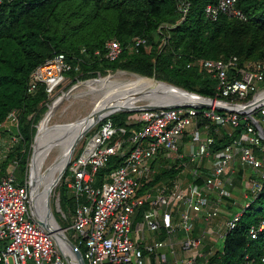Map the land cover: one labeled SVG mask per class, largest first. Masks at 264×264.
Here are the masks:
<instances>
[{"label": "built area", "instance_id": "2783aa9c", "mask_svg": "<svg viewBox=\"0 0 264 264\" xmlns=\"http://www.w3.org/2000/svg\"><path fill=\"white\" fill-rule=\"evenodd\" d=\"M234 2L206 3L203 12L211 19L218 13L242 17ZM178 4L183 17L186 6L183 0ZM140 42L142 38H134V45ZM120 50L117 40L108 39L104 42L102 56L112 60ZM235 61L234 55L200 60L201 67L217 80L215 96H207L211 101L206 95L198 98L202 103H210L209 106L179 103L142 109L136 119L139 127L126 138L117 135L112 139L114 127L108 115L88 127L76 153L67 160L59 176L74 199L68 227L72 230L71 237L81 245L82 249L78 250L85 264H213L208 262L212 244L204 248L207 241L214 242L210 237L214 229L209 226L218 216L224 200L231 196L224 186L232 182L231 162L237 159L255 175L245 181L244 197L257 192L259 180L264 176L263 138L253 115L255 110L264 112V103L249 112L214 108L215 100L229 106L254 98L264 90L260 84L263 75L260 64L255 63V68L250 69L236 66ZM72 66L62 51L55 52L32 68L26 90L31 92L42 85L45 97H52L61 91L64 82H70L72 77L67 72ZM73 68L76 69L77 64ZM73 78L76 80L75 76ZM248 94L250 97L243 100ZM240 119L244 121L240 132L243 142L230 141L220 148H212L214 137L210 122L214 125L212 131L218 132L219 128L236 126ZM6 120L11 128H5ZM0 129L6 132V137L0 135L1 160L21 138L15 110L8 112ZM185 138L190 146L187 152H180ZM255 149L259 150L258 154ZM157 152L171 157L172 161L181 159L180 172L168 181L160 180L140 190L141 180L154 171L148 160ZM112 154L121 156V161L103 175L99 183H94V172ZM14 162L0 173V264H64L63 253L53 234L36 220H43L39 215L42 209L36 205L35 212L32 207L29 173L24 172L18 182ZM187 165L184 172L188 180L183 184L184 177L180 174ZM40 201L48 215L52 214L51 202L60 209L58 194L52 199L43 196ZM248 202L244 201L239 211L224 219L223 230L217 232L220 240L224 232L234 226ZM137 212L140 217L135 219ZM200 219L206 223L195 232ZM261 227V221L257 226L250 225L249 237H255ZM144 230L155 235L146 238ZM263 261V256L257 260L244 253L236 264H263Z\"/></svg>", "mask_w": 264, "mask_h": 264}, {"label": "trees", "instance_id": "16d2710c", "mask_svg": "<svg viewBox=\"0 0 264 264\" xmlns=\"http://www.w3.org/2000/svg\"><path fill=\"white\" fill-rule=\"evenodd\" d=\"M178 1L0 0V123L9 111L15 110L21 134L0 160V173L15 161L14 175L18 182L22 180L27 146L33 136L27 116L39 110L38 105L45 98L42 85L31 92L26 90L28 76L35 65L58 51H62L73 65L67 72L72 77L71 83L75 81L73 76L121 68L153 75L156 79L213 97L217 80L201 67L200 60L234 55L236 66L254 69L255 63L260 64L263 73L260 84L264 86V0H235L234 5L242 17L218 13L213 19L204 14L203 8L216 0H183L186 6L183 17ZM136 37L143 42L134 45ZM108 39L117 40L121 46L120 53L112 60L102 56L104 42ZM126 115V111L108 114L114 127L112 139L117 135L126 138L139 127L136 120L128 121ZM253 115L264 130V112L255 110ZM213 126L210 122L209 129L214 137L212 148L216 149L237 137L244 129V121L240 119L230 134L222 128L213 132ZM261 144L264 145V140ZM255 153H259L258 149ZM152 157L150 165L154 171L141 180L140 190L160 180L174 178L181 169V159L168 164L160 152ZM120 161L121 156L110 155L94 172L93 182L99 183ZM259 181L260 188L250 194L234 226L224 232L219 246L208 255L209 263L236 264L244 253L257 260L260 256L264 258V176ZM58 202L69 215L74 199L63 182L59 186ZM139 217L137 212L135 219ZM260 221L262 227L255 237H249L248 227L257 226ZM67 237L82 249L71 234ZM206 248L208 245L204 250Z\"/></svg>", "mask_w": 264, "mask_h": 264}, {"label": "rangeland", "instance_id": "374dc122", "mask_svg": "<svg viewBox=\"0 0 264 264\" xmlns=\"http://www.w3.org/2000/svg\"><path fill=\"white\" fill-rule=\"evenodd\" d=\"M116 72H122L123 74H125V76L130 75L129 77H134V78L137 77L136 79H134L133 81L130 82L133 85H140L142 83L147 82L149 79L153 80V81L159 80V79L154 78L153 75H146V74L139 73V72H136V71H133L130 69H121V68H114V69L107 68V69H105V71L95 72L93 75L86 74L83 76H77L76 80L73 81V83L64 82V84L61 88V91H58L52 97H50V98L45 97L43 102H41V104L38 105L39 110L35 111L34 113L31 112L27 116L31 120L30 127H32V129H33L32 139L30 140V142L27 146V158H26V170H25L27 175L29 173V164L31 162V158L33 157L34 144H35V139H36V135L38 132V125L40 124L41 120L46 119V121H47L46 122L47 124L45 125L44 131H43L44 137H48V136L52 135L53 133H55L58 129H60L63 126L66 127V126L72 124V126L67 131V133L63 134L61 137L58 136L57 141L45 153H43L44 155L40 159V162H39L40 167L38 166V171H37V175L39 176V180H38L39 182H36V187H37L38 191H40L41 189L46 187V195H44L45 197L49 196L52 199V198H54V196L56 194H58V196H59V186H60V183L62 182V180H61L62 177H58L60 174V171L62 170L65 161H67L71 156H73L76 153V151L79 147V144L81 143V141L84 137L83 134L88 132V128H86L85 130H82L83 121L80 119L76 120L77 118L83 117L85 115L93 114V112L96 113L97 109L104 106V104H102L103 101H101V99L109 100L110 98H112L113 96H115L117 94H121L120 99H123V100L124 99L127 100L128 98L131 100H136L135 101L136 104H142L143 102L146 101L144 98H140L139 96L135 95L137 93V91L139 89H142V88L132 89V90H129L127 92L120 93L119 89H115V88H108L107 89V88H102V87L99 88V86H93L91 88L86 89L82 85L86 81L99 79L100 77L109 76V75L115 74ZM115 80H117V81H115ZM161 81H163V80H161ZM120 84L121 83H120V80L118 79V77H112L108 80L103 81L101 85L120 86ZM258 87H261V86L258 85ZM117 111H126L127 112L126 119L128 121H135L139 117L141 110H139V109H136V110L126 109V110H115L113 112H117ZM113 112H111V113H113ZM255 119L258 122V119L257 118H255ZM93 122H95V121H92L90 123V126H88V127H91V124ZM74 123H76V124H74ZM4 125H5V128L6 127L11 128L9 121H7V120L4 122ZM49 125H51V126H49ZM223 129H224V131H232V128H229L228 126L224 127ZM5 133H6L5 131L4 132L0 131V135L3 137H6ZM241 137H243V136L242 135L240 136V133H239L237 137L231 139V142L234 144L242 143L243 140ZM186 139L187 138H185L184 140H186ZM190 140L193 142V139H190ZM2 146L3 145L0 144V148H2ZM189 146H190V144L186 140V143L181 146L180 152H187ZM49 151H51V152H49ZM166 158L168 160L167 163L170 164L172 161L171 157L169 158V156H167ZM152 159H153V157H151L148 161H150ZM188 165H190V164H188ZM188 165L186 168L183 169L182 172H184L185 170L188 169ZM234 166L236 168H239L240 171H242L246 174L245 175V181H248L250 178L255 177L254 173L248 167L242 166L239 163L235 164ZM178 172H180V171H178ZM180 175L182 177H184L183 178V184H185L186 181L188 180V176L185 174V172L181 173ZM185 177H186V179H185ZM229 177H232V173H231V175L229 174ZM29 180H30V174H29ZM244 183L245 182L241 181V183L236 184V187H237L236 192H234L235 194H233L232 202L230 204V206H231L230 211H232V212L239 211L243 206V202L247 201L249 199V196H250L249 193L245 197L243 195V190H246V189H244ZM30 185H31V182H30ZM224 186L226 188L227 187L229 188V184H227V183L224 184ZM230 189H231V187H230ZM68 193H69V190H68ZM226 206H229V204L226 203L224 206L222 205L221 210H223V211L227 210ZM59 208L60 209L56 208L55 204L53 202H51L52 217L54 219V222L57 225L56 227L62 228V231L64 232V234L66 236H68V235L70 236L71 231L69 233L70 229L68 228V224L70 222V217H69V215H67L63 212V209L61 208V206H59ZM221 210L218 213V216H216V218L214 220H212V222H211V224H214V226H209V229H212V230L214 229V235L213 234L210 235V237L214 238V242L211 243V241H207L206 245L212 244V247H211L212 250L216 246H219L220 241H221L219 239L218 234H217V232H218L217 227L220 228L219 229L220 232L224 228L223 222L221 223V220L218 219L219 215L222 212ZM205 223L206 222H204L203 220L200 219L198 222V226L195 228L194 231L196 232V231L200 230L204 226ZM138 235H139V232L137 231L136 238L138 237ZM153 235H155V234L152 231L144 230V237L147 238V237L153 236ZM136 238H135V240H136ZM70 259H71L70 257L67 259L68 264H70ZM64 262H65V258H64Z\"/></svg>", "mask_w": 264, "mask_h": 264}, {"label": "bare ground", "instance_id": "6f19581e", "mask_svg": "<svg viewBox=\"0 0 264 264\" xmlns=\"http://www.w3.org/2000/svg\"><path fill=\"white\" fill-rule=\"evenodd\" d=\"M129 76H125V74H123L122 72H116L115 74H112V75H109V76H105V77H100L99 79L86 81L82 85L86 89L91 88L93 86H99V88L102 87V88H107V89L108 88H115V89H119L120 93H124V92H127V91L132 90V89L142 88V89H139L137 91V93L135 94L136 96H139L140 98L147 97V98H156L157 99L160 96L161 97L163 96L162 95V90H161V85H160L161 83L160 82L153 81V80H150L149 79L147 82L142 83L140 85H133L130 82L133 81L134 79H136L137 77L134 78V77H129ZM112 77H118V79L120 80V83H121L120 86L101 85L103 81L108 80V79H110ZM115 81H117V80H115ZM173 94H174V96L176 98L175 99L176 101L177 100L178 101L180 100V101H184V102H194V101H197L198 100V98H196L195 96H191V95H181L177 91H173ZM120 95L121 94H117V95L113 96L112 98H110L109 100H103V99L100 98L101 101H103L102 104H104V106H102L101 108L97 109L96 110V113H94V112H93V114H89L88 113L89 115H85L83 117L77 118L76 120L80 119V120L83 121V128H82V130H85L90 125V123L92 121H95V116L99 112H102L104 110L117 109L119 107L120 108H130L131 106L136 105V103H135L136 100H131L129 98L127 100L126 99L123 100V99H120ZM256 96L257 97H259V96L264 97V90L263 91H260L258 93V95H256ZM169 103H171V102H169ZM255 103H256L255 101L251 102L250 103V106H253ZM46 122H47L46 119H43V120H41L40 124L38 125V132H37L36 139H35L34 151H33V157H32L33 159L31 158V162L29 164V174H30V182H31L30 191H31V196H32V207H33L34 211L36 212V209H35L36 207L35 206L37 205L38 208L42 209V210H40L39 215H41V217L43 218V220H45L52 228H57L56 227L57 225L54 222V219L52 217V214L51 215H48L47 212L44 211L43 208L40 206V202H41L40 201V198H43V196L46 195V187L43 188V189H41L40 191H38V189L36 187V182H39L38 181L39 180V176L37 175V171H38V166L40 167L39 162H40L41 157L44 155L43 153H45L57 141V137L58 136L61 137L63 134H66L67 131L72 126V124H70V125H68L66 127L63 126L60 129H58L55 133H53L52 135H50L48 137H44L43 136V131H44L45 125L47 124ZM74 124H76V123H74ZM49 126H51V125H49ZM49 152H51V151H49ZM56 242L58 243V246H59L61 252L63 254H68L67 247L61 242V240L59 239V237L56 239ZM70 264H74V262H73L72 259H70Z\"/></svg>", "mask_w": 264, "mask_h": 264}, {"label": "water", "instance_id": "95a60500", "mask_svg": "<svg viewBox=\"0 0 264 264\" xmlns=\"http://www.w3.org/2000/svg\"><path fill=\"white\" fill-rule=\"evenodd\" d=\"M158 82H160L161 84V90H162V97L160 96L159 98H147L145 97L144 99L146 100L145 102H143L142 104H136L134 106H131L130 108H117V109H112V110H104L102 112H99L96 116H95V121L103 116H106L108 114H110L111 112L115 111V110H126V109H132V110H142V109H146V108H154V107H158V106H169V105H175V104H194V105H205V106H209L210 103H202L199 100L194 101V102H184V101H176L175 96L173 94V91H177L178 93H180L181 95H191V96H195L196 98H200V97H205L202 96L201 94H198L196 92L193 91H189L186 90L182 87L176 86L172 83L166 82V81H161L158 80ZM207 97V96H206ZM210 101L211 98L207 97ZM173 101V102H172ZM175 101V102H174ZM219 100H215L214 102V108L217 109H222V110H236V111H245V112H249L252 108H254L256 105L260 104V103H264V97L259 96V97H254V98H250L248 100H245L243 102L240 103H235V104H231L229 106H224L218 103ZM255 101L256 103L253 106H250V103ZM171 102V103H169ZM256 128L258 129L259 133L261 134L263 140H264V130L262 129L261 125L256 121L255 122ZM90 126V125H89ZM88 128V127H87ZM67 161H65L61 172L64 170L65 164ZM59 174V176H60ZM58 176V177H59ZM49 213V210H48ZM36 220L38 221V223L44 227L46 230H48L49 232H51L54 236L55 239H57L59 237V239L61 240V242L67 247L68 249V254H63V257L65 258V262L64 264H68L67 259L69 258V256L71 257V259L73 260L74 264H85L80 251L78 250L76 244H74L62 231V228H52L45 220L42 219H38L36 218Z\"/></svg>", "mask_w": 264, "mask_h": 264}, {"label": "crops", "instance_id": "0c3cea01", "mask_svg": "<svg viewBox=\"0 0 264 264\" xmlns=\"http://www.w3.org/2000/svg\"><path fill=\"white\" fill-rule=\"evenodd\" d=\"M166 158V157H165ZM167 159V158H166ZM239 162L237 161V159H234L232 162H231V165L232 166H234L235 164H238ZM234 164V165H233ZM185 174H186V172H185ZM187 175V174H186ZM245 173L244 172H242V171H240L239 170V168H236L235 166H234V171H233V174H232V182L231 183H229V188L227 187V189H229L230 190V193H231V197H229V198H226L225 200H224V202L222 203V205L224 206L226 203L227 204H229V206H226L227 207V210H225V211H223V210H221L222 212H221V214L219 215V220H221V223L224 221V219L226 218V217H228L231 213H232V211H230L231 210V206H230V204H231V202H232V198H233V194H235L234 192H236V184L238 183H241V181H243V182H245ZM230 187H231V189H230ZM234 189V190H233ZM215 192V191H214ZM215 194V193H214ZM225 203V204H224ZM221 217V218H220ZM216 218V217H215ZM214 218V219H215ZM213 219V220H214ZM198 222H199V220H198ZM198 222L196 223V225L198 226ZM214 223V222H213ZM212 226H214V224H211ZM219 229L220 228H218L217 227V230H218V232H220L219 231Z\"/></svg>", "mask_w": 264, "mask_h": 264}]
</instances>
